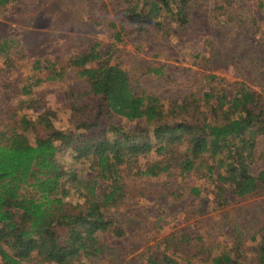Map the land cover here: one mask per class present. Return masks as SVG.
Here are the masks:
<instances>
[{"label": "trees", "instance_id": "trees-1", "mask_svg": "<svg viewBox=\"0 0 264 264\" xmlns=\"http://www.w3.org/2000/svg\"><path fill=\"white\" fill-rule=\"evenodd\" d=\"M15 1L0 0V7ZM115 1L117 14L109 22L114 42L107 52L96 43L66 67L47 65L48 81L64 80L70 68L79 79L78 90L68 92L74 128L55 127L48 111L38 118L11 116L8 124L0 112L3 264H107V257L115 254L116 263L123 264L119 248L109 247L102 236H126L112 214L113 208H124L127 195H138L131 190V179L194 175L212 187L218 207L264 191V152L258 154L264 140L260 93L209 74L205 89L162 102L159 96L136 92L127 70L112 62L117 43L135 42L140 34L169 36L173 26L187 25L192 0ZM256 1L264 13V0ZM14 43L9 38L0 41V56H9ZM149 71L164 75L163 66ZM37 103L29 101L31 106ZM26 133L35 136L33 142ZM69 149L81 160L72 170L58 158ZM68 183L80 201L67 199ZM206 191L204 186L190 187L195 197ZM235 238L238 242L229 252L198 260L264 264V234L252 248H244L239 231ZM201 239L180 230L169 233L159 244L163 249L148 262L198 264L195 258L207 249ZM198 246L201 252L191 251Z\"/></svg>", "mask_w": 264, "mask_h": 264}, {"label": "rangeland", "instance_id": "rangeland-1", "mask_svg": "<svg viewBox=\"0 0 264 264\" xmlns=\"http://www.w3.org/2000/svg\"><path fill=\"white\" fill-rule=\"evenodd\" d=\"M116 6L115 0H16L0 7V41L15 42L9 56H0V112H5L1 121L8 124L9 117L19 120L24 114L38 118L48 111L55 127L74 128L68 92L78 90L79 79L68 67L64 80L48 81L47 65L66 67L96 43L107 52L114 42L109 22L116 17ZM114 52L112 62L127 70L136 92L159 96L162 102L205 89L209 74L233 85L243 83L264 99V13L256 0H192L187 25L173 26L169 36L140 34L135 42L117 43ZM154 65L163 66V76L149 71ZM29 101L41 104L31 106ZM26 134L33 142L35 136ZM262 152L264 140L258 147V154ZM58 158L67 170L81 166L70 149ZM134 181L128 182L138 195H127L124 208L117 206L112 214L126 236H102L109 247L119 248L123 264H149V256L163 249L162 238L178 230L202 238L207 249H191L202 251L195 258L198 264H205L199 258L210 260L234 248L235 231L242 234L244 248L254 247L263 237L264 191L218 207L212 187L194 175ZM193 185L207 191L195 197L190 193ZM67 187V199L80 201L69 183ZM107 260L117 264L118 258L109 255Z\"/></svg>", "mask_w": 264, "mask_h": 264}]
</instances>
